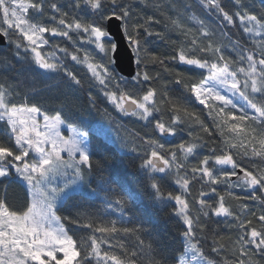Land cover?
<instances>
[{"label": "snow or ice", "instance_id": "6c2138e0", "mask_svg": "<svg viewBox=\"0 0 264 264\" xmlns=\"http://www.w3.org/2000/svg\"><path fill=\"white\" fill-rule=\"evenodd\" d=\"M166 3L176 11V18L166 15ZM196 4L207 15L218 16L220 22L210 23L189 13L191 3L181 12L174 0H68L67 4L61 0H0V36L14 49L12 55L22 64L34 65L39 76L60 78L56 84L45 81L43 90L34 83L29 94L52 92L61 84L68 90L56 97L59 103L51 110L54 114H49L29 99L13 102L14 87L0 82V122L7 128L6 139H0V183L15 175L26 185V197L19 206L8 201L9 185H4L5 195L0 197V264H143L141 257L147 258L148 264H166L139 235L132 249L123 243H109L113 234H137L140 229L117 228L115 221L98 226L95 219L82 213L71 217L57 214V197L69 184L60 187L53 179L80 178L98 166L80 150L74 136L61 134L68 123L65 113L75 103L72 93L83 89L82 78L69 62L86 66L91 80L118 112L152 127V134L137 133L131 146L127 141L124 146L141 154L142 167L168 173L179 186L180 194H175L165 192L155 180L151 183L158 196L175 202L173 211L185 226L182 235L192 259L182 256L179 264H264V8L254 12L246 0H196ZM141 5L153 8L154 14L142 15ZM156 13L167 21L164 31L154 27L161 24ZM113 18L121 22L135 57L133 80L141 85L153 82L142 87V94L134 92L112 69L114 60L109 54L116 44L109 39L105 25ZM233 29L239 33L235 39ZM170 30L181 31L190 38L189 43L174 48L176 55L162 57L150 49L147 40H167ZM46 33L69 41L71 48L55 44L52 51L44 52V46L49 45ZM244 38L250 43H244ZM85 45L94 46L95 54ZM100 54L102 58L97 59ZM166 59L207 70L208 75L189 79L168 68ZM150 64H159L173 75L175 83L207 110L211 125L185 100L172 99L166 82L155 86L160 74L150 72ZM229 93L242 99L244 106L238 107ZM87 95L95 108L98 98L91 91ZM161 105L171 108L168 120L153 115L162 113ZM185 124L198 125L199 131H189L190 139L171 149L154 138L155 133L172 134ZM215 133L221 138L219 144L211 141L208 154L189 165V158L205 146V137L210 139ZM193 181L200 183L196 196L190 190ZM220 185L225 186V194L218 190ZM237 188L245 195H237L233 191ZM226 196L238 202L235 208ZM116 203L124 206L126 201L118 198ZM214 218H223L225 227L235 231V239L228 238L231 248L222 242L224 236L209 229V221L220 223ZM65 221L92 229L93 234L78 243ZM104 244L108 248H102ZM222 253V262L213 258Z\"/></svg>", "mask_w": 264, "mask_h": 264}, {"label": "trees", "instance_id": "16d2710c", "mask_svg": "<svg viewBox=\"0 0 264 264\" xmlns=\"http://www.w3.org/2000/svg\"><path fill=\"white\" fill-rule=\"evenodd\" d=\"M62 3L67 4L68 0H61ZM172 2V0H168ZM177 8L182 12L184 6L191 3L193 6L188 8L189 13H195L198 17L207 20L210 23H219L220 19L216 15H207L196 4V0H174ZM227 0H225V3ZM247 6L254 12H259L264 8V0H246ZM142 15H153L154 9L151 7L140 6ZM164 11L167 16L176 18V11L171 9L166 3ZM84 15L83 12L80 13ZM29 15H32L31 10ZM161 24L154 25L157 31H164V24L167 23L164 16L156 13ZM47 22V21H45ZM189 27L194 25L189 24ZM106 27V25H105ZM233 38H237L239 33L235 29ZM75 37V34H72ZM167 40H156L149 37L147 43L156 54L162 57L176 55L175 49H179L181 45L187 46L190 38H186L179 30H170L166 33ZM49 39V45L44 46L45 51H52V45L59 44L61 47L71 48V43L60 37H51L45 34ZM113 41V39L110 37ZM171 42H175L174 44ZM244 43L249 44L247 38H244ZM14 49L9 45H0V82L10 84L14 87L15 91L12 97L13 102L21 103L25 99H29L32 103H37L42 110H49L55 108L59 101L56 99L62 92L68 90L61 86L54 89L52 92L42 91L40 95L29 94V89L35 83L36 87L43 90L45 89V81L49 84H56L59 82V76L55 80H50L49 77L39 76L33 71L34 65L28 63H21L16 60L12 55ZM61 55L60 53H57ZM95 54V53H94ZM112 57V53L109 54ZM226 55H231L226 51ZM102 54L97 56L101 59ZM168 68L175 69L177 72L184 73L189 79H200L208 75L207 70L199 69L194 66H189L177 61L165 60ZM69 66L78 74L83 81V89L73 92L75 103L72 109L68 110L65 115L67 117V125L74 126L76 130L87 133L90 145V157L98 162L95 169L89 171L86 176H83L81 182V189L69 193L65 199L57 206V213L61 216L71 217L77 213H82L85 217L95 219L96 224H109L110 221H115L117 228H137L141 231L137 234H125L120 232L113 234V238L109 240L111 244L123 243L129 249H132L136 244L137 235L143 239L145 244H151L154 254L157 258H162L166 264H176L179 261L180 255L185 251V238L182 233L185 229L183 221L173 211L175 202L167 197L158 196L155 190L151 187V183L155 180L165 192H174L180 194L179 186L176 184L175 179L168 175V173L159 174L157 172L149 171L141 165V154L131 151L124 146V143L131 141L135 134L141 136L145 132L152 134V127H147L145 122L139 121L136 117L124 116L118 112L112 104H110L99 91L95 82L91 80V74L87 72L86 66L75 65L69 62ZM137 67V64H136ZM150 72L153 74L159 73V77L155 81V86L160 87L162 82H166L170 90L172 99L185 100L191 107L201 113L209 125L211 121L207 116V110L195 101L190 93H187L182 85L175 83L173 75L166 72L159 64H150L148 66ZM113 71L120 77L129 82V87L134 92L142 94V87L147 88L153 82L141 85L133 78H126L120 75L117 69L112 65ZM91 91L98 99L96 107L93 108L88 102V92ZM27 94V95H26ZM162 113H154V117L159 119L161 115L165 120H168L172 115L169 105H161ZM155 121H153L154 125ZM7 128L3 122H0V139H6ZM189 131H199L198 125L188 124L182 125L179 130L172 134H159L155 133L154 138L172 148L174 145L187 141L190 139ZM203 135V134H202ZM218 133H215L212 138L205 137V146L196 150L195 154L189 158V165L197 163V159L208 154V147L211 141H215L218 145L220 142ZM138 142V141H137ZM256 163H260L259 158H254ZM191 175V168L187 169ZM4 185H9L7 190V198L9 203L17 206L21 205L26 197V185L21 183L20 179L15 175L9 177L8 180L0 183V197L5 195ZM224 185L218 186L221 194L224 193ZM190 190L192 196H196L200 190V183L191 182ZM237 195H245L241 189L233 190ZM192 196L188 199L191 201ZM118 198H123L126 201L124 206L116 203ZM227 203L231 204L234 208L238 202L226 196ZM251 204V201H248ZM195 214V210H193ZM220 221L219 224L209 221V229L216 230L219 235L224 236L225 240L222 241L226 247L231 248L228 243V238L235 239V231H230L225 227L223 218H214ZM85 223L88 221L85 220ZM67 227L71 229L70 234L78 243L87 240L88 236L92 235V229L82 228L79 225H70L65 221ZM211 231L209 236H211ZM99 236V233H95ZM211 239L207 240V244H211ZM102 248H108V244L102 245ZM119 252L120 249H117ZM225 253L213 258L222 262ZM231 259L230 253L227 254ZM257 260L260 257H256ZM143 264H148L147 258L141 257Z\"/></svg>", "mask_w": 264, "mask_h": 264}, {"label": "water", "instance_id": "95a60500", "mask_svg": "<svg viewBox=\"0 0 264 264\" xmlns=\"http://www.w3.org/2000/svg\"><path fill=\"white\" fill-rule=\"evenodd\" d=\"M106 29L109 32V36L113 39V42L116 44V48L112 52L114 67L120 75L126 78H133L137 71L136 61L122 32L121 22L113 18L106 23ZM6 44L7 39L0 36V45ZM237 171L239 172L238 169ZM233 179H235V177H233Z\"/></svg>", "mask_w": 264, "mask_h": 264}, {"label": "rangeland", "instance_id": "374dc122", "mask_svg": "<svg viewBox=\"0 0 264 264\" xmlns=\"http://www.w3.org/2000/svg\"><path fill=\"white\" fill-rule=\"evenodd\" d=\"M110 38V36H109ZM86 48H88L89 50L93 51V53H95V49H94V46H90V45H85ZM44 52H48V51H45L43 49ZM112 53V52H111ZM220 91L223 93V89H220ZM231 97V94H227ZM234 102L239 106H244V101L242 99H240L238 96H234V97H231ZM61 134L63 136H65L66 138L68 136H74L78 142H79V145H80V150L83 151L84 153H86L87 155L90 156V145H89V137H88V134L87 133H84V132H81L79 130H76L75 132H73L71 130V127L69 125H65V126H62V129H61ZM159 174H163L161 172H157ZM165 173V172H164ZM69 176H71V173H69ZM83 180V176L80 177V178H72L71 180H68L66 177L64 176H61V177H58L56 180L55 178L53 179V183L55 184L56 182L59 183V186L60 187H63L64 184L67 182L69 184V187L65 189L64 192H62L58 197H57V200H56V204L57 206L65 199V197L71 193V192H74V191H78L80 190L81 188V182ZM58 214V213H57ZM184 257L185 259L187 260H191L192 259V255L191 253L188 251L187 249V246H186V243H185V251L180 255L179 257V260L181 257ZM176 264H179V261L178 263ZM193 264H198V262L196 261H193Z\"/></svg>", "mask_w": 264, "mask_h": 264}]
</instances>
